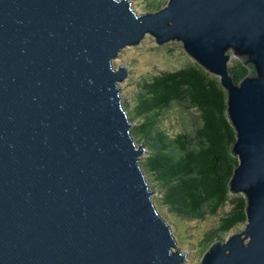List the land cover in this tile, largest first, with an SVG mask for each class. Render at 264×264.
Returning a JSON list of instances; mask_svg holds the SVG:
<instances>
[{
	"label": "water",
	"instance_id": "95a60500",
	"mask_svg": "<svg viewBox=\"0 0 264 264\" xmlns=\"http://www.w3.org/2000/svg\"><path fill=\"white\" fill-rule=\"evenodd\" d=\"M182 41L227 93L247 224L201 264H264V0H0V264H183L132 133L113 60ZM233 57L250 72L236 82Z\"/></svg>",
	"mask_w": 264,
	"mask_h": 264
},
{
	"label": "trees",
	"instance_id": "16d2710c",
	"mask_svg": "<svg viewBox=\"0 0 264 264\" xmlns=\"http://www.w3.org/2000/svg\"><path fill=\"white\" fill-rule=\"evenodd\" d=\"M162 4L157 3L158 9ZM230 69L236 82L250 72L240 58L232 59ZM138 99L130 119L140 121L132 126V133L149 151L141 163L160 185L162 203L191 218L216 214L227 202L232 204L220 219L221 233L247 221L246 197L232 195L229 189L239 159L231 153L236 131L227 117V93L219 78L193 63L145 79ZM176 105L195 108L200 123L174 135L162 120ZM213 241L203 243L204 251Z\"/></svg>",
	"mask_w": 264,
	"mask_h": 264
},
{
	"label": "rangeland",
	"instance_id": "374dc122",
	"mask_svg": "<svg viewBox=\"0 0 264 264\" xmlns=\"http://www.w3.org/2000/svg\"><path fill=\"white\" fill-rule=\"evenodd\" d=\"M130 1L134 10L139 14L157 10L156 5L159 2L163 3L162 7L168 2V0ZM235 58L237 59V57H233V59ZM113 63L116 68L126 65L129 71L127 78L120 82V87L123 103L129 115H132L134 113L132 109L139 100L145 79H150L164 71L186 67L196 63V61L187 53L182 41L172 40L159 45L156 43L155 37L148 33L139 44L125 47L119 56L113 60ZM198 116L199 113L195 108L186 110L182 105H176L163 115L162 125L168 132L175 135L185 129H194L200 123ZM139 119L138 117L131 119L132 126L139 123ZM148 154L147 149L141 156V161ZM146 178L151 188L156 190L153 199L160 213L171 225L177 240V247L187 253V259L183 264H201V257L204 252L203 243L219 239L226 240L231 234L245 229L247 221L237 224L226 233H221L218 230L221 217L230 212L232 208V204L228 202L220 208L218 213L207 214L203 218H191L177 214L162 203L163 193L154 176L148 172ZM237 195L245 196L243 192Z\"/></svg>",
	"mask_w": 264,
	"mask_h": 264
}]
</instances>
